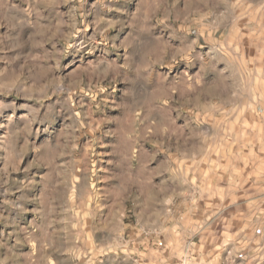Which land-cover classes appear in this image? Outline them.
Listing matches in <instances>:
<instances>
[{"label":"rangeland","instance_id":"obj_1","mask_svg":"<svg viewBox=\"0 0 264 264\" xmlns=\"http://www.w3.org/2000/svg\"><path fill=\"white\" fill-rule=\"evenodd\" d=\"M0 264H264V0H0Z\"/></svg>","mask_w":264,"mask_h":264}]
</instances>
